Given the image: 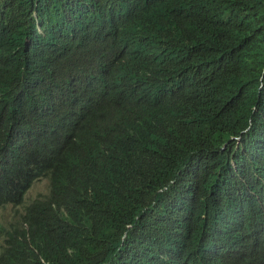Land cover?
<instances>
[{
  "label": "trees",
  "instance_id": "16d2710c",
  "mask_svg": "<svg viewBox=\"0 0 264 264\" xmlns=\"http://www.w3.org/2000/svg\"><path fill=\"white\" fill-rule=\"evenodd\" d=\"M0 264H264V0H0Z\"/></svg>",
  "mask_w": 264,
  "mask_h": 264
},
{
  "label": "rangeland",
  "instance_id": "374dc122",
  "mask_svg": "<svg viewBox=\"0 0 264 264\" xmlns=\"http://www.w3.org/2000/svg\"><path fill=\"white\" fill-rule=\"evenodd\" d=\"M50 191V178L41 177L35 181L25 196V202L14 205L8 204L6 206L0 207V231L3 227L9 226L11 223L16 222L20 217L23 207L28 204V202L34 200L37 197H45Z\"/></svg>",
  "mask_w": 264,
  "mask_h": 264
}]
</instances>
